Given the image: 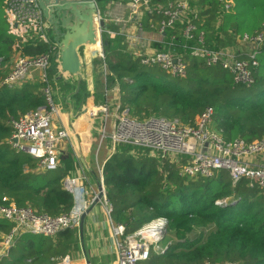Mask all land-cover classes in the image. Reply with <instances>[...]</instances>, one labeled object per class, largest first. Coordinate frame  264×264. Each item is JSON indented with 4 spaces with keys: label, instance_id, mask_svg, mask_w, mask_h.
I'll use <instances>...</instances> for the list:
<instances>
[{
    "label": "trees",
    "instance_id": "trees-1",
    "mask_svg": "<svg viewBox=\"0 0 264 264\" xmlns=\"http://www.w3.org/2000/svg\"><path fill=\"white\" fill-rule=\"evenodd\" d=\"M4 1L0 0V205L30 207L36 214L56 217L73 207L71 195L62 186L73 167L67 161L55 171L40 172L35 159L8 144L13 133L11 122L45 105L42 90L53 88L54 57L50 54L46 83L26 81L12 88L1 84L12 66L14 51L2 15ZM97 1L102 11L106 3L116 0ZM225 1L228 9L219 0L189 2L197 12L196 33H203L206 48L232 49L239 59L257 51L251 87L234 84L226 71L207 67L181 47L176 51L187 62V74L184 79L174 78L158 67H145L133 60L124 52L122 37L103 35L104 60L99 62L106 68V86L118 87L120 111L128 110L138 121L163 118L193 126L209 108L213 129L225 141L264 138V42L259 47L240 45L243 35L264 33V0ZM177 42L184 44L182 39ZM50 45L26 48L22 54H48ZM88 94L75 98L85 102ZM89 108L95 111L92 104ZM180 163L181 159L169 162L142 148L119 144L103 166L110 216L124 227L125 235L156 218L168 221L160 242L163 251H151L140 264H264V194L244 180L232 187L224 171L211 179L181 177ZM10 228L0 222L4 232ZM77 252L78 229L61 231L54 237L25 234L16 239L0 264H55L64 257H76Z\"/></svg>",
    "mask_w": 264,
    "mask_h": 264
},
{
    "label": "built area",
    "instance_id": "built-area-1",
    "mask_svg": "<svg viewBox=\"0 0 264 264\" xmlns=\"http://www.w3.org/2000/svg\"><path fill=\"white\" fill-rule=\"evenodd\" d=\"M191 0H116L117 8H111L112 1L106 6L105 16H101L107 25L102 35L113 39L123 38L124 52L145 67H158L166 74L184 79L187 74V62L176 48L190 51V56L201 59L207 67H220L232 76L233 83L247 88L254 83L253 69L257 67V51L244 54L239 59L236 51L223 49L213 51L204 46L203 33H196L194 23L197 12L189 2ZM224 8H229V2ZM122 8V9H121ZM2 15L7 33L13 39L12 66L2 80L9 88L19 87L26 81L47 82L50 68V54L56 52L50 45L49 27L43 20L37 0H5ZM165 33L167 34L165 36ZM178 39L184 44L180 46ZM188 42L193 45L188 46ZM264 42V33L256 36L243 35L240 45H256ZM53 46L48 54L25 56L26 48ZM154 45H160L158 50ZM55 51V52H54ZM104 60V56L100 55ZM104 70H105V66ZM51 87L42 90L45 105L13 120L12 136L8 144L12 149L21 151L37 161L40 172L55 171L60 167L62 144L68 138L65 129L57 125V102ZM106 115L109 107H101ZM114 122L109 134L105 131V122L100 131L101 140L107 139L109 157L119 144L142 148L161 159L174 162L181 159L179 175L187 179H211L215 173H228L231 186L242 180L250 188H257L264 194V138L245 142L241 139L225 141L213 129V111L207 108L194 122L193 126H184L177 120L149 118L138 121L132 118L128 110L120 111L115 107ZM80 171V169H79ZM97 182L103 187V204L110 215L103 184V172L100 171ZM63 189L73 199L72 209L56 217L36 214L30 207H17L14 204L0 205V222L11 225L10 230L0 229V259L7 256L17 238L25 234L54 237L67 229H78L81 215L97 198L98 190L86 183L84 176L66 175L62 180ZM168 221L156 218L145 223L136 232L125 235L121 225L112 227L115 246V264H140L145 262L151 251H163L160 242L165 235ZM55 264H74L70 257H64Z\"/></svg>",
    "mask_w": 264,
    "mask_h": 264
},
{
    "label": "crops",
    "instance_id": "crops-1",
    "mask_svg": "<svg viewBox=\"0 0 264 264\" xmlns=\"http://www.w3.org/2000/svg\"><path fill=\"white\" fill-rule=\"evenodd\" d=\"M106 5L107 3L101 11L102 17L106 14ZM89 50L92 54L97 53L96 56L101 58V53H98V51H100L99 45L89 47ZM90 65L91 66L85 65L84 67L86 76L84 80L85 84L82 85V90L79 93L81 94L84 92L83 90H85L86 93H89L88 98L86 99V106L83 105L84 101L81 102L75 97H70L67 93H59L55 91V97L58 107L56 123L59 129L67 130L66 132L68 134V138L62 144L63 151L60 159L61 167L65 166L64 163L69 161L70 168L73 167V172H69L71 173V176H84L86 183L90 185L94 191L97 190V177L99 172L102 171L105 162L109 158V144L103 149L101 147V142L105 139L99 141L98 146L93 151L94 143H97L98 140V138L95 139V136L97 135V137L99 136V139H101L100 131L104 122L106 131V121L108 119V115H106L105 121V114L101 115V117H98L97 115L98 113H101V107L108 106L109 111L114 107L115 110V107L119 105V92L117 85L106 86V68L104 71V67H101L102 72H100L93 64V59ZM90 104L95 107L94 112L89 108ZM96 118L99 119V125L96 124L95 121L94 123L92 122L93 119L95 120ZM111 118L114 119L113 115ZM113 122L114 120L110 123V130L112 129ZM81 123H86L87 125L83 131H80ZM92 153L94 154L92 155ZM84 154L89 155V163L85 161ZM99 156L102 157L101 162ZM92 157L95 162L94 169L92 168ZM75 164L80 168L78 173ZM115 226L116 224L112 221L111 216L107 214L106 207L103 204L98 203L85 218L83 227V245L79 244L80 251L83 246L84 253L88 258L94 259L98 257L100 258L101 255H106L101 258L106 257L110 260L113 259L115 262V241L112 236V227ZM73 260H77L76 257H73L72 261ZM78 262L79 261L77 260L76 263ZM73 263L76 264L74 261ZM83 264H85V261Z\"/></svg>",
    "mask_w": 264,
    "mask_h": 264
},
{
    "label": "water",
    "instance_id": "water-1",
    "mask_svg": "<svg viewBox=\"0 0 264 264\" xmlns=\"http://www.w3.org/2000/svg\"><path fill=\"white\" fill-rule=\"evenodd\" d=\"M37 4L43 20L49 27V38L56 47V52L52 55L55 62L52 86L59 93H67L70 97H75L81 92L86 77L84 67L91 66L93 59L89 47L99 45L98 53L103 55L102 34L107 30V25L101 17L99 2L97 0H37ZM86 127V123H81L80 131ZM83 156L89 163V155ZM97 190V198L80 218L78 237L81 245H83L85 218L103 197V187L99 182H97ZM85 264H90L89 260H85Z\"/></svg>",
    "mask_w": 264,
    "mask_h": 264
},
{
    "label": "rangeland",
    "instance_id": "rangeland-1",
    "mask_svg": "<svg viewBox=\"0 0 264 264\" xmlns=\"http://www.w3.org/2000/svg\"><path fill=\"white\" fill-rule=\"evenodd\" d=\"M113 2V1H112ZM109 7H111L112 9L113 8H117L118 6H117V2H113V3H111V6H109ZM122 9V8H121ZM94 55V58H93V60H94V63H95V67H97L98 68V70L100 71V72H102V69H101V64H100V60L102 61V59H100L99 58V56H96L97 55V53H93ZM102 66H104V65H102ZM105 71V70H104ZM164 79L165 80H168V78H166V77H164ZM163 79V80H164ZM155 81V80H154ZM157 82H158V80H156ZM160 81V80H159ZM85 84V81H84V83H83V85ZM55 88L53 87V89H52V94H53V97H54V99L56 100V97H55V90H54ZM84 92H82V93H85L86 91L85 90H83ZM89 100V99H88ZM62 104H64V103H62ZM83 105L84 106H86L87 105V101L85 100V102L83 103ZM114 112H115V110H114V107H112V110H110L109 111V114H108V119H107V121H106V133L107 134H109L110 132H111V130H110V123L112 122V120H114V119H112L111 117H112V115H114ZM101 115H104V113H98V117H101ZM99 119L98 118H96L95 120L93 119V123H94V121H95V123L96 124H98L99 123V121H98ZM101 124H102V122H101ZM99 125V124H98ZM67 131V130H66ZM98 138V140H97V143H94V148H93V151H94V149L98 146V142L99 141H101V139H99V136L97 137V135L95 136V139H97ZM107 139H105V140H103L102 142H101V147H102V149L104 148V147H106L107 146ZM63 151V150H62ZM64 153V152H63ZM94 153H92V155H93ZM99 159H100V162H101V160H102V157H100L99 156ZM75 166H76V171H77V173L79 172V167H78V165H76L75 164ZM92 168L94 169L95 168V162H94V158L92 157ZM197 231L198 230H196V233H195V235L197 234ZM193 236H194V234H193ZM79 244H81L80 243V241H79ZM82 251V252H81ZM80 251V246H79V252H77V253H79V254H76V259L79 261L78 263L79 264H83L84 263V261L85 260H89V262H90V264H115V262H114V260L112 259V260H110L109 258H106V257H104V258H101V257H103V256H106V255H101V257L99 258H88L86 255H85V253H84V250L82 249ZM83 253V254H82ZM103 253H105V252H103ZM100 254H101V250H100ZM73 259V258H72ZM71 259V260H72ZM77 260H73L75 263L77 262ZM78 263H76V264H78Z\"/></svg>",
    "mask_w": 264,
    "mask_h": 264
},
{
    "label": "bare ground",
    "instance_id": "bare-ground-1",
    "mask_svg": "<svg viewBox=\"0 0 264 264\" xmlns=\"http://www.w3.org/2000/svg\"><path fill=\"white\" fill-rule=\"evenodd\" d=\"M96 46V45H95Z\"/></svg>",
    "mask_w": 264,
    "mask_h": 264
}]
</instances>
